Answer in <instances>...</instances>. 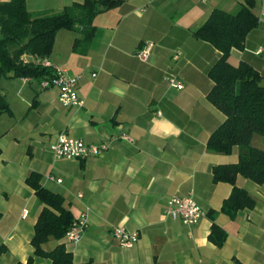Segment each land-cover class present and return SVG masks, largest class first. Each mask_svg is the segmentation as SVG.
<instances>
[{
  "label": "crops",
  "instance_id": "0c3cea01",
  "mask_svg": "<svg viewBox=\"0 0 264 264\" xmlns=\"http://www.w3.org/2000/svg\"><path fill=\"white\" fill-rule=\"evenodd\" d=\"M121 1L96 17L86 54L74 50L78 32L57 33L48 60L81 76L82 108L64 107L60 90L43 89L40 80L1 81L10 111L0 114V264H25L34 256L44 206L27 183L33 173L42 187L63 196L74 221L86 214L80 241L52 238L44 245L52 251L64 244L74 264H264V185L238 176L236 186L256 206L234 219L222 211L234 187L214 183L213 169L238 164L240 148L230 155L207 148L226 119L208 99L209 72L222 53L193 35L213 11L236 15L246 0ZM253 1L259 27L244 50L232 51L231 62H246L264 77V0ZM84 2L27 0V8L59 12ZM147 42L154 50L144 63L136 52ZM63 133L107 149L84 161L59 160L51 146ZM258 137L252 145L259 149L261 141L264 150ZM189 195L207 213L195 226L165 215L172 198ZM214 224L227 233L222 247L210 240ZM115 226L138 233V242L122 247L112 235ZM34 264L53 263L36 257Z\"/></svg>",
  "mask_w": 264,
  "mask_h": 264
},
{
  "label": "trees",
  "instance_id": "16d2710c",
  "mask_svg": "<svg viewBox=\"0 0 264 264\" xmlns=\"http://www.w3.org/2000/svg\"><path fill=\"white\" fill-rule=\"evenodd\" d=\"M121 3V0H85L59 12L35 14L28 10L27 0L0 2V84L6 78L41 80L51 76L52 72L37 61L49 58L57 33L62 29L81 35L74 50L86 54L96 36V17ZM255 7L253 0H246V5L236 15L215 10L193 33L197 40L210 43L222 53L209 72L214 86L208 99L226 119L210 137L207 148L221 155H230L235 147L240 148L238 164L213 169L214 183H229L234 187L222 209L231 219L256 206V200L236 186L237 177L243 176L264 185V150L252 145L254 135L264 137V77L246 62L238 65L231 62L232 51L244 50L248 36L259 27ZM9 111V103L0 89V114ZM40 182L41 176L35 173L27 179L44 207L32 240L34 256L25 264H34L36 257L48 259L53 264H74L73 254L64 244L57 245L52 251L44 248L52 238L62 240L74 218L65 208L63 196L42 187ZM210 240L222 247L227 233L214 224Z\"/></svg>",
  "mask_w": 264,
  "mask_h": 264
},
{
  "label": "built area",
  "instance_id": "2783aa9c",
  "mask_svg": "<svg viewBox=\"0 0 264 264\" xmlns=\"http://www.w3.org/2000/svg\"><path fill=\"white\" fill-rule=\"evenodd\" d=\"M200 1L205 3L208 0ZM153 50L154 44L147 42L137 50L136 55L142 62L146 63L150 60ZM37 63L52 72L51 76L40 80V85L43 89H59L61 92L60 102L64 107L82 108L85 105V101L79 96L78 92L81 76L70 75L66 69L54 65L48 59L38 60ZM170 82L178 89L183 88V84L175 79H171ZM123 139L129 140V138ZM106 149V146L88 145L84 141L73 138L65 133L60 134L57 141L51 146V150L59 160L84 161L92 156H100ZM48 178L51 181H56V178L53 176H49ZM57 182L61 183L62 180H57ZM165 215L173 220H181L186 225L195 226L207 216V213L197 204L193 196L189 195L187 197L172 198L168 203ZM87 228L86 214H83L80 219L73 222L71 228L66 232L65 238L70 242H78ZM112 235L124 248H132L139 240L138 233L129 232L122 226L113 227Z\"/></svg>",
  "mask_w": 264,
  "mask_h": 264
},
{
  "label": "rangeland",
  "instance_id": "374dc122",
  "mask_svg": "<svg viewBox=\"0 0 264 264\" xmlns=\"http://www.w3.org/2000/svg\"><path fill=\"white\" fill-rule=\"evenodd\" d=\"M6 1H10V0H0V2H6ZM257 136H259L258 138H260V140L261 138H263V136L261 137V135L257 134ZM256 147H259V149H261V141H259L258 144H256Z\"/></svg>",
  "mask_w": 264,
  "mask_h": 264
}]
</instances>
